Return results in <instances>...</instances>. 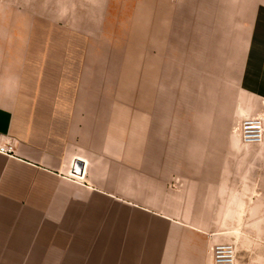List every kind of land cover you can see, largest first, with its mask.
Returning <instances> with one entry per match:
<instances>
[{
    "label": "crops",
    "instance_id": "0c3cea01",
    "mask_svg": "<svg viewBox=\"0 0 264 264\" xmlns=\"http://www.w3.org/2000/svg\"><path fill=\"white\" fill-rule=\"evenodd\" d=\"M230 2L173 9L166 34L157 35V59L161 39L162 61L171 63L163 73L162 113L172 124L185 106L207 108L212 100L221 116H264V6ZM183 65L187 86L177 80ZM35 92L0 79V146H11L0 152V264H214L206 215L180 201L149 199L142 165L133 168L101 149L83 106L20 100V93ZM227 136L235 142V166L219 172L235 174V204H258L264 138L240 144ZM76 159L84 161L83 175L73 173ZM227 185L221 179L224 206Z\"/></svg>",
    "mask_w": 264,
    "mask_h": 264
},
{
    "label": "rangeland",
    "instance_id": "374dc122",
    "mask_svg": "<svg viewBox=\"0 0 264 264\" xmlns=\"http://www.w3.org/2000/svg\"><path fill=\"white\" fill-rule=\"evenodd\" d=\"M211 1L0 0V79L36 91L20 93V100L83 106L85 123L93 120L100 148L120 154V162L133 168L142 165L149 199L180 201L185 210L206 215L213 248L232 244L235 264H264V185H257L258 204L245 199L235 204V174L219 172L235 166V142L226 141V135L242 144L240 125L251 114L221 116L213 100L207 108L185 106L175 124L162 113L163 73L171 69L162 61V34L173 9ZM238 5L255 9L264 0H238ZM185 65L177 73L179 86H187ZM188 100L187 94L180 95L182 103ZM226 118L230 124H224ZM259 166L263 169L264 162ZM221 179H227V206L220 203L225 201Z\"/></svg>",
    "mask_w": 264,
    "mask_h": 264
},
{
    "label": "built area",
    "instance_id": "2783aa9c",
    "mask_svg": "<svg viewBox=\"0 0 264 264\" xmlns=\"http://www.w3.org/2000/svg\"><path fill=\"white\" fill-rule=\"evenodd\" d=\"M241 139L244 143H260L264 138V118L261 115L249 116L240 125ZM0 151L10 153V145H1ZM214 264H235L236 251L229 242L217 243L213 248Z\"/></svg>",
    "mask_w": 264,
    "mask_h": 264
},
{
    "label": "water",
    "instance_id": "95a60500",
    "mask_svg": "<svg viewBox=\"0 0 264 264\" xmlns=\"http://www.w3.org/2000/svg\"><path fill=\"white\" fill-rule=\"evenodd\" d=\"M84 161L81 159H76L73 165V173L78 175H83Z\"/></svg>",
    "mask_w": 264,
    "mask_h": 264
},
{
    "label": "bare ground",
    "instance_id": "6f19581e",
    "mask_svg": "<svg viewBox=\"0 0 264 264\" xmlns=\"http://www.w3.org/2000/svg\"><path fill=\"white\" fill-rule=\"evenodd\" d=\"M262 116V118H264V116L263 115H261ZM1 152V151H0Z\"/></svg>",
    "mask_w": 264,
    "mask_h": 264
}]
</instances>
